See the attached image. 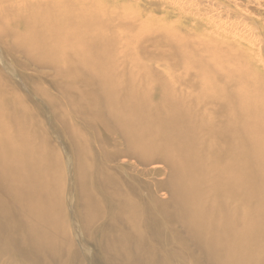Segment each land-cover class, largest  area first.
Here are the masks:
<instances>
[{
    "label": "bare ground",
    "instance_id": "obj_1",
    "mask_svg": "<svg viewBox=\"0 0 264 264\" xmlns=\"http://www.w3.org/2000/svg\"><path fill=\"white\" fill-rule=\"evenodd\" d=\"M0 59V264H264V0H0Z\"/></svg>",
    "mask_w": 264,
    "mask_h": 264
},
{
    "label": "rangeland",
    "instance_id": "obj_2",
    "mask_svg": "<svg viewBox=\"0 0 264 264\" xmlns=\"http://www.w3.org/2000/svg\"><path fill=\"white\" fill-rule=\"evenodd\" d=\"M3 60L0 59V63H2ZM58 121H60L58 118H56ZM54 138L59 142L61 143L62 139H60L61 137L60 136H57L56 134H54Z\"/></svg>",
    "mask_w": 264,
    "mask_h": 264
}]
</instances>
